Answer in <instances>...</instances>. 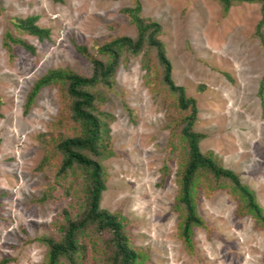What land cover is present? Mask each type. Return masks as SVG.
I'll return each mask as SVG.
<instances>
[{
	"label": "rangeland",
	"instance_id": "obj_1",
	"mask_svg": "<svg viewBox=\"0 0 264 264\" xmlns=\"http://www.w3.org/2000/svg\"><path fill=\"white\" fill-rule=\"evenodd\" d=\"M139 2L140 17L160 27L173 82L196 102L193 131L204 135L201 153L211 152L235 173L264 215V89L263 104L258 96L264 29L262 44L254 34L260 5H234L221 16L215 0ZM130 7L131 0H0V264H42L46 246L40 239L61 238L55 218L67 210L79 220L86 208L84 174L68 177L69 191L64 183L50 190L60 155L40 168L45 136L78 135L79 123L68 119L53 129L67 101L49 85L26 108L31 87L57 68L89 76L91 65L75 46L96 54L116 37L134 39L136 28L123 13ZM32 16L38 27L49 30L47 39L15 27ZM5 34L32 52L9 41L5 46ZM161 76L155 50L145 45L135 56L122 54L109 89H93L104 95L95 109L112 117L108 147L101 157H92L105 180L99 208L126 220L129 244L141 254L138 264H264V230L249 214H237L243 200L231 182L206 173L197 175L193 193L203 226L192 228L191 248L179 238L183 211L175 202L176 178L187 149L180 139L179 114L172 108L175 96ZM81 232L82 264H111L110 233L94 225Z\"/></svg>",
	"mask_w": 264,
	"mask_h": 264
},
{
	"label": "trees",
	"instance_id": "obj_2",
	"mask_svg": "<svg viewBox=\"0 0 264 264\" xmlns=\"http://www.w3.org/2000/svg\"><path fill=\"white\" fill-rule=\"evenodd\" d=\"M60 1V0H56ZM132 7L123 10L130 22L136 28V37L131 39L126 36L116 37L99 46L96 54L90 53L84 46H75L76 51L82 55L91 65L89 76L76 74L70 69H53L47 71L36 80L28 93L26 108L33 102L40 89L54 85L58 87L59 95L67 101L61 111L52 122L53 129L64 127L66 121L71 119L79 123L80 134L59 135L51 133L45 136L44 157L40 168L53 155H60L58 170L50 181V190L57 189L59 184L69 191L71 184L65 185L68 177H75L77 173L84 174L87 179L85 211L79 220H72L70 211L63 210L55 218L53 226L61 232V238H41L46 246V254L42 264H82L86 261L85 247L79 243L78 236L87 225H94L98 231L110 233V243L113 247L111 264H138L141 254L129 244L125 232L126 220L120 215L111 214L99 208L101 193L105 189L104 176L100 164L92 157L99 158L107 145V123L112 117L95 109L96 101H103L101 92L93 89L102 85L109 89L114 81L119 59L123 53L137 55L147 45L153 48L157 61L162 70V82L167 90L175 96L173 110L179 114L178 121L181 124L180 139L186 145L187 160L177 172L178 192L175 199L176 206L183 211L178 225V236L186 247L191 248L192 228L203 226V221L196 214L194 190L196 178L199 173H206L216 180L225 179L231 182L234 192L238 194L242 203L237 207V214L244 216L249 214L256 224L264 230V215L255 196L246 186L242 185L238 176L231 170L224 169L220 161L211 152L202 154L199 143L204 135L193 131L197 123V108L194 99L187 97L185 89L175 85L171 77V64L165 56L162 42L159 40L160 27L157 23L144 20L140 17L141 5L139 0H131ZM225 16L230 7L242 3L259 4L260 20L255 27V37L262 44L264 29V0H215ZM37 17H28L15 24L21 32L34 36L39 40L49 37V30L36 25ZM7 41L19 44L24 49L32 52V48L23 41L4 35V45ZM263 81L261 80L258 96L263 104ZM105 120V122L103 121ZM165 169V168H164ZM52 198V196H50ZM45 199V196L41 200ZM65 222V223H64Z\"/></svg>",
	"mask_w": 264,
	"mask_h": 264
}]
</instances>
